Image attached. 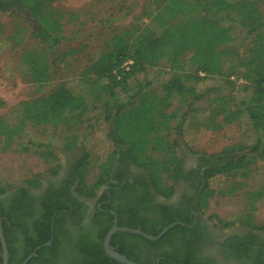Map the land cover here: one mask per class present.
I'll return each instance as SVG.
<instances>
[{"label":"trees","instance_id":"16d2710c","mask_svg":"<svg viewBox=\"0 0 264 264\" xmlns=\"http://www.w3.org/2000/svg\"><path fill=\"white\" fill-rule=\"evenodd\" d=\"M16 1L40 23V30L33 31V34L43 44L44 49L50 51L60 45L62 24L50 11L52 3L56 0ZM156 2L158 4L155 9L146 14L141 24H132L108 40L106 50L90 66L94 79H85L83 90L73 87L70 83H60L49 94L21 103L17 107L14 125L9 127L4 119L0 118V137L19 136L28 125H56L68 116H84L92 109L96 96H102L105 98L103 108L106 118L113 123V129L108 136L114 150L107 154L100 166L99 175L91 186L83 180L81 174L84 163H81L78 193L87 198H94L97 190L109 181L116 163L129 161L148 172L156 194L170 198L174 194V184L179 172L175 145L171 144L164 134L178 115L171 111V99L177 95L181 102L187 105L175 128L179 133L190 114L197 112L196 104L206 99L209 114L203 126L205 125L207 142L212 145L220 144L219 136L224 127L241 124L243 121L254 141L252 146L233 142L217 154L198 152L202 158L208 157L204 161L208 167L203 175L205 185L198 201L199 209H207L209 200L215 193L210 187V182L216 176H228L249 163L264 161V0ZM233 24L243 30L247 37L254 38L245 56L223 49L236 37ZM187 54H190L189 63L194 70L192 73L185 69L181 60ZM164 60L170 63L172 74L163 86V94L148 92L151 82L147 79V73ZM24 63L30 83L44 85L52 80L51 68L54 63H49L48 58H43L41 62ZM242 69L245 72L242 74L244 84L241 91L248 94L240 102H236L232 96L210 95V88L203 92L199 90L201 84L215 77L232 83L231 78L240 77L239 71ZM121 96L124 97L123 100L119 99ZM74 146L73 140L69 148ZM247 148L250 149L249 156L238 155ZM149 150L161 152L163 156L154 157ZM45 154L53 161L57 160L52 152L46 151ZM58 170L59 165L56 164L50 173L56 175ZM36 178L27 183L38 187ZM11 187L0 186V194ZM234 190L235 187L232 188V191ZM117 214L120 221L122 213ZM211 219L222 223L217 217ZM246 222L253 225L248 220ZM136 223L132 218L128 222H120L118 227L136 229L139 227ZM2 224L9 248L7 231L11 230V222L4 219ZM171 224L173 221L168 220L163 221L157 230L143 226L141 230L151 236H157ZM233 224L225 223L224 227H231ZM110 228L107 226L99 232L94 245L73 248L81 264H120L111 260L104 251L103 241ZM260 228L264 229V225ZM119 235L122 234L118 233L112 237L111 247L133 262L134 248L126 244L116 249V239ZM124 235L128 238L138 237L128 233ZM45 241L44 239L38 244ZM40 253L41 251L38 255Z\"/></svg>","mask_w":264,"mask_h":264},{"label":"rangeland","instance_id":"374dc122","mask_svg":"<svg viewBox=\"0 0 264 264\" xmlns=\"http://www.w3.org/2000/svg\"><path fill=\"white\" fill-rule=\"evenodd\" d=\"M157 0H56L50 11L62 24L61 43L47 51L33 31L41 26L21 4L0 11V118L7 126L15 124L17 107L24 102L49 94L60 83H70L79 90L84 89L85 79H94L91 64L106 50L108 40L132 24H137L146 14L155 9ZM236 37L225 50L245 56L253 44L252 37L233 24ZM264 34V31L262 32ZM48 58L54 63L51 68L52 80L44 85L30 83L25 71V63L41 62ZM190 54L183 57L182 63L189 72H194L189 63ZM171 65L164 60L147 73L151 82L148 92L163 94V86L171 77ZM231 78L215 77L199 86L200 91L211 89L213 96H232L240 102L248 93L242 92V74ZM242 78V79H240ZM85 82V81H84ZM123 100L124 97H119ZM208 99V97H207ZM102 96H96L92 109L81 117L68 116L56 125L31 126L19 136L0 137V186H16L36 177L47 175L54 166L65 160L69 150L80 155L84 169L82 177L88 186L95 183L100 166L109 152L114 150L109 134L113 129L112 120L106 118ZM206 99L196 104L197 112L190 114L183 130L176 126L179 116L187 105L175 95L171 99V111L178 115L164 134L175 145L177 156L193 157L198 152L217 154L233 142L252 146L254 141L248 132L247 124H234L224 127L220 134V144L212 145L206 140L205 123L209 110ZM75 141L74 148L69 145ZM229 140V141H227ZM52 152L57 160L47 156ZM160 158L163 153L151 151ZM250 149L238 155L249 156ZM168 181V178H167ZM210 187L214 195L210 198L205 214L210 218L239 224L247 220L255 226L264 225V161L249 163L228 176H216ZM235 187L236 190L232 191Z\"/></svg>","mask_w":264,"mask_h":264},{"label":"flooded vegetation","instance_id":"af4514ba","mask_svg":"<svg viewBox=\"0 0 264 264\" xmlns=\"http://www.w3.org/2000/svg\"><path fill=\"white\" fill-rule=\"evenodd\" d=\"M0 5L3 11L20 3L0 0ZM67 153L65 160L58 163L56 175L36 178L38 187L27 183L33 178L0 194L3 236L4 219L11 222V230L7 231L9 248L4 236L7 264H23L34 253L26 264H81L73 248L94 245L99 232L107 226L111 230L132 218L139 226L135 230L140 231L142 226L157 230L168 220L174 225L166 238L168 232L164 239L156 241L129 232L115 233L122 234L116 239V249L126 244L134 248L136 264H264V229L244 221L224 227L229 222L213 220L205 214L206 209H199L207 156H177L178 179L170 198L156 194L148 172L129 161L117 162L106 185L97 190L94 198H87L78 193L80 155L76 150ZM127 233L138 237L128 238L124 235ZM44 239L43 244H38ZM0 248L3 264L1 241Z\"/></svg>","mask_w":264,"mask_h":264},{"label":"water","instance_id":"95a60500","mask_svg":"<svg viewBox=\"0 0 264 264\" xmlns=\"http://www.w3.org/2000/svg\"><path fill=\"white\" fill-rule=\"evenodd\" d=\"M174 225H170L168 227H166L158 236L153 237L150 235H147L145 233H143L140 230H135V229H127V228H119L116 225L107 233V235L105 236L104 239V250L105 253L107 254L108 257L120 262L121 264H136L130 260H128L125 256L120 255L119 253H117L116 251L113 250V248L110 245L111 242V238L113 237V235L117 232H129V233H133V234H139L143 237H145L148 240L151 241H156L159 240L160 238H162L171 228H173ZM0 241L2 243V247H3V264H7V260H8V250H7V246L5 243V239L3 236V231L1 228V221H0ZM35 253L32 254V256H30L23 264H26L27 261L31 258L34 257Z\"/></svg>","mask_w":264,"mask_h":264}]
</instances>
